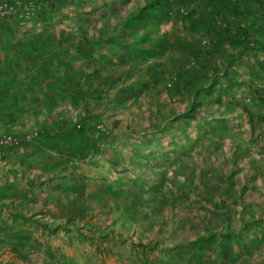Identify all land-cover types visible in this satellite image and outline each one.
<instances>
[{"label":"rangeland","instance_id":"obj_1","mask_svg":"<svg viewBox=\"0 0 264 264\" xmlns=\"http://www.w3.org/2000/svg\"><path fill=\"white\" fill-rule=\"evenodd\" d=\"M143 2L0 0V76L17 79L0 136L19 139L0 165V264H264V0L252 22L255 0H164L141 67L165 79L80 80L88 51L103 61L84 39Z\"/></svg>","mask_w":264,"mask_h":264},{"label":"trees","instance_id":"obj_2","mask_svg":"<svg viewBox=\"0 0 264 264\" xmlns=\"http://www.w3.org/2000/svg\"><path fill=\"white\" fill-rule=\"evenodd\" d=\"M164 0H144L142 4H138L135 8L130 9L123 13L119 18L112 19L110 23L111 29L109 32L105 31L106 26H101L98 31H92L89 34V39H84L85 44L91 45L95 52L99 54V57L103 59L102 62L94 63V59L92 57L91 51L89 52V57L85 59H79L78 66H84V69L75 70L78 74V78L80 80H84V83H88L89 81L94 82L96 88H101L103 85L108 86L109 84H116L119 85L121 81V76L125 78V76H130L131 73H134L138 69H142V79L149 80V81H160V78H166L168 76L167 70L170 68L169 66L164 65V63L155 62L153 65H149L148 68L143 69L141 65L143 64L145 57L150 54L149 46H153L156 44L161 35H149L148 30L149 28L144 27L145 24H149L151 18L154 17L152 13L153 9H161ZM256 6L250 13H241V16H244L246 20L253 21V14H256L259 10V3L260 0H255ZM240 21V20H239ZM219 30L227 31L228 29L222 25H219ZM124 39L126 43L129 45L128 49L121 46L122 43L119 39ZM115 39L120 40L117 44ZM87 42V43H86ZM184 43V41H183ZM193 47L192 53L195 56H201L203 59L208 56L206 48L202 46H196L194 44H190L185 46L186 48ZM82 51L80 49H75V52ZM191 52V50H190ZM125 56L127 58H133L134 61L131 63H112L114 57H118L123 59L122 57ZM136 57V59H135ZM96 59V58H95ZM94 63L92 68L88 69L90 63ZM206 63L209 66V62L206 60ZM70 66V64H69ZM116 69V70H115ZM174 68H170V71ZM160 70L162 73L160 74ZM166 70V71H165ZM193 71H190L188 75H192L194 78L192 82H190L189 86L192 90H200L203 88H207L208 86L203 85L201 81L197 80V75L199 76L204 73V69L202 67H193ZM217 72V70L215 71ZM73 73L74 71H65L64 73V80L66 81L69 79L73 80ZM76 74V75H77ZM159 74V76H158ZM102 79H110V81H100V77ZM85 77V78H84ZM164 78V79H165ZM103 86V87H104ZM102 87V88H103ZM80 92V91H79ZM87 92L86 87L81 92ZM164 92L169 94L170 90L165 89ZM98 96V95H97ZM189 99V98H187ZM261 101L264 102V98H261ZM89 103H86V111L88 112ZM188 106V104H187ZM78 112L80 113V107H78ZM219 234H224L223 229L217 231ZM223 242V241H220ZM220 248H222L220 246ZM225 260L219 259L215 262L211 261L209 263L200 262V264H225Z\"/></svg>","mask_w":264,"mask_h":264},{"label":"built area","instance_id":"obj_3","mask_svg":"<svg viewBox=\"0 0 264 264\" xmlns=\"http://www.w3.org/2000/svg\"><path fill=\"white\" fill-rule=\"evenodd\" d=\"M13 6H14V3L0 4V19L4 17L7 13H10ZM31 9H32V5L31 3H28L27 9H25V12L27 15ZM18 141H19L18 137L11 133H7V134L0 136V159L4 155L5 149L7 147L14 146L15 144L18 143Z\"/></svg>","mask_w":264,"mask_h":264},{"label":"crops","instance_id":"obj_4","mask_svg":"<svg viewBox=\"0 0 264 264\" xmlns=\"http://www.w3.org/2000/svg\"><path fill=\"white\" fill-rule=\"evenodd\" d=\"M1 64H4V61L0 59V66H1ZM2 66H4V65H2ZM10 67H11V65L2 68V75L0 76V88H2L4 90H5V88L7 90H9V89L12 90V88L14 87V85L16 83V80H17L16 77L13 74H9L10 72H14V70L10 69ZM3 69H5V71H3ZM6 92H8V91H6ZM24 95H26V91L25 90H24V94L22 96H18V95L17 96L21 97L20 100H22V97ZM1 123H2V121L0 119V127L4 126L5 123H2V125H1ZM3 157H4V155H3ZM2 158L0 159V165L3 162ZM9 164L10 163H8V165Z\"/></svg>","mask_w":264,"mask_h":264}]
</instances>
